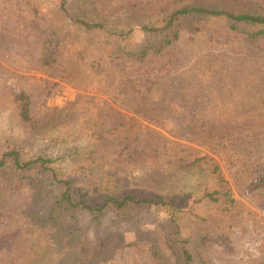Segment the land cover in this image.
Masks as SVG:
<instances>
[{
	"label": "rangeland",
	"instance_id": "1",
	"mask_svg": "<svg viewBox=\"0 0 264 264\" xmlns=\"http://www.w3.org/2000/svg\"><path fill=\"white\" fill-rule=\"evenodd\" d=\"M248 2L264 7V0H66L64 14L53 0H0V151L14 144L24 158L61 157L59 173L90 196L103 193L113 168L123 175L111 192L202 188L208 179L187 180L170 161L208 155L235 203L229 212L202 206V219L179 217L196 242L195 264H264V38L190 16L170 46L133 61L112 57L103 34L71 23L135 27L191 4L238 13ZM143 44L135 33L120 47ZM19 91L48 136L27 133L14 118L10 94ZM130 212L103 232L16 173L0 172V264H155L152 245L168 256L162 227Z\"/></svg>",
	"mask_w": 264,
	"mask_h": 264
},
{
	"label": "trees",
	"instance_id": "2",
	"mask_svg": "<svg viewBox=\"0 0 264 264\" xmlns=\"http://www.w3.org/2000/svg\"><path fill=\"white\" fill-rule=\"evenodd\" d=\"M53 1L57 10L65 14L66 0ZM248 5L251 7L249 10L232 13L217 7L191 4L168 10L156 20L135 27L106 28L101 23L85 19H72L71 23L84 31L103 34L104 45L111 47L112 57L142 61L151 54L161 53L176 41L182 20L190 16L222 19L229 30L238 31L252 41L264 38V7L256 2H248ZM192 30L199 31L197 28ZM135 33L144 37V44L134 51L127 47L121 48L120 44L132 38ZM70 35L68 32L67 36ZM10 97L14 105V118L21 128L41 138L48 136V132L35 122L30 113L29 96L24 91H19L10 94ZM60 159L61 157L53 158L42 154L24 158L20 149L10 144L0 151V172L9 170L16 173L22 182H30L43 198L53 200L55 207L62 208L75 219L91 221V224L103 232L119 226L121 221L128 220L126 218L131 219L130 209L139 215L140 220L160 225L169 255L166 256L156 245H152L151 257L155 264H195L193 249L196 242L192 234L182 229L179 217L187 215L202 219L196 213V209L202 206L209 205L211 209L229 212L235 203L219 164L208 155L196 156L192 160L178 157L170 161L176 172L187 180L208 179L206 186L193 190L182 189L177 195H162L144 190L140 192L136 189L111 192L112 188L121 184L123 175L118 168H113L107 173L103 193L90 196V191L78 184L72 174L63 176L59 173L57 161ZM94 192H97L96 189ZM159 213L164 214L163 219H158L156 214ZM37 215L36 210L32 214L34 221L44 226L46 221H39Z\"/></svg>",
	"mask_w": 264,
	"mask_h": 264
}]
</instances>
